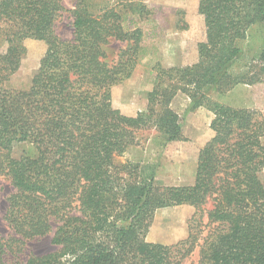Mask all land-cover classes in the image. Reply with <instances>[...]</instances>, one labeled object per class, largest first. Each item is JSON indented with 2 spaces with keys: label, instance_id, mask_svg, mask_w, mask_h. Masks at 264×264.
I'll list each match as a JSON object with an SVG mask.
<instances>
[{
  "label": "trees",
  "instance_id": "trees-1",
  "mask_svg": "<svg viewBox=\"0 0 264 264\" xmlns=\"http://www.w3.org/2000/svg\"><path fill=\"white\" fill-rule=\"evenodd\" d=\"M90 1L76 0L72 37L62 39L55 32L61 0H0V178L14 190L4 215L12 235L0 238V264H181L194 254L191 264H264V121L207 97L238 84L254 87L255 100L264 95V48L247 70L234 72L237 43L250 27H264V0H198L204 36L197 62L158 68L147 108L135 116L112 107L111 90L131 77L142 52L143 32L125 25L128 15L147 8L117 0L97 10ZM25 40L42 42L45 52L27 90L7 89ZM112 42L123 47L109 61ZM177 91L192 110L213 114L194 182L157 188L152 177L133 180L132 164L115 158L139 132L155 128L164 144L185 141L169 108ZM16 144L33 151L14 158ZM183 205L196 209V234L175 246L145 240L156 210ZM49 235L53 252L20 261L22 245Z\"/></svg>",
  "mask_w": 264,
  "mask_h": 264
},
{
  "label": "rangeland",
  "instance_id": "rangeland-1",
  "mask_svg": "<svg viewBox=\"0 0 264 264\" xmlns=\"http://www.w3.org/2000/svg\"><path fill=\"white\" fill-rule=\"evenodd\" d=\"M64 11L55 24V32L62 39L72 37V18L70 10L76 0H61ZM93 9L115 6L117 0H91ZM147 8V12L128 15L126 26L138 27L143 32L142 52L131 77L111 90V104L127 116H135L147 108V94L156 84L158 68L182 69L197 62L196 44L203 39V27L197 13L198 0H134ZM124 12L121 7H117ZM3 31L4 25H0ZM25 53L20 66L5 86L7 89L27 90L32 77L39 68L40 59L45 52V45L34 40L23 42ZM241 48V60L235 65L234 72L247 70L245 64L255 60L264 48V27L256 24L249 28L246 38L237 43ZM123 44L112 42L105 47L108 60L116 58L118 49ZM0 35V52L3 50ZM256 64V63H255ZM169 80H165L167 83ZM254 87L238 84L227 92L210 90L207 97L237 109L256 111L264 121V95L254 99ZM177 115L185 141L164 144L155 128L137 134L136 144L121 157L115 158L117 165L132 164L135 172L132 179L148 180L152 177L157 188L169 186H187L194 182L198 150L212 137L209 125L213 115L205 107L191 109L187 96L177 91L169 104ZM264 144V138L262 139ZM32 150L29 145L16 144L13 147L14 158L21 157ZM33 151V150H32ZM31 153V152H29ZM264 186V170L259 173ZM7 178H0V238L8 240L12 232L4 220L7 198L13 193ZM209 207V206H208ZM204 208H207L205 206ZM198 217L196 209L190 206H178L159 209L154 212L150 225L144 235L147 242L165 246H175L184 242L190 234H196ZM20 261L30 255L41 256L53 252L56 248L51 243V235L34 239L22 245ZM195 253V252H194ZM196 254L185 257L181 264H191Z\"/></svg>",
  "mask_w": 264,
  "mask_h": 264
},
{
  "label": "crops",
  "instance_id": "crops-1",
  "mask_svg": "<svg viewBox=\"0 0 264 264\" xmlns=\"http://www.w3.org/2000/svg\"><path fill=\"white\" fill-rule=\"evenodd\" d=\"M208 112L210 113V114H212L209 110H208ZM213 115V114H212Z\"/></svg>",
  "mask_w": 264,
  "mask_h": 264
}]
</instances>
